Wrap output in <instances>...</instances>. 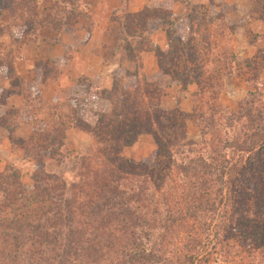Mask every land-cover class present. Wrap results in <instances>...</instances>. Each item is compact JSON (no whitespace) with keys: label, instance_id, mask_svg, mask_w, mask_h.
<instances>
[{"label":"rangeland","instance_id":"1","mask_svg":"<svg viewBox=\"0 0 264 264\" xmlns=\"http://www.w3.org/2000/svg\"><path fill=\"white\" fill-rule=\"evenodd\" d=\"M37 1V10L42 14L51 13L55 9L61 16L70 13V11L75 14H83V18L78 19V22H81L80 25L86 32L91 31L94 20L82 8L80 0H73V6L67 4V1L58 0V8L55 5L53 7L54 0ZM215 4L219 9L210 10L209 8L210 13L196 4L188 9L186 16L184 15L185 18L189 14L194 17L190 24L191 27H189L192 30V41L194 46L199 49L198 59L208 72L213 69L212 60L214 57L216 59L219 49L231 51L234 56V62L231 65L232 74L224 79L220 92L211 95L204 91L203 94L200 93V96L194 97L192 108V110L196 109L194 122L185 120V132L192 145H181L177 150L171 149V157L170 155L157 157L154 139L151 135L146 134L152 137L153 149L142 159H130L125 154V148L130 147L137 139L127 146L120 145L117 151L105 153V155L108 154L110 160L117 158L135 165L134 174L124 180L121 187L127 191L128 188L134 190L139 185L146 188V200L142 203L144 208L141 210L145 225L135 237L138 239L139 245L150 253L151 258L145 264H264V142L261 146L263 148L256 152L252 150L245 153L243 148L245 144L249 146L256 140L254 134L258 128L263 127L264 129V38L258 40L259 50L254 59L248 60L247 58L242 63L236 64L237 60L231 40L233 27L238 25L232 23L231 20L229 22L226 20V18L228 19L224 16L226 10L220 0H216ZM260 6L264 8V0H253L252 6L247 8L250 10L246 9L244 16H249L256 21H264V11L260 9ZM217 13L222 17L224 23L231 25V32H228L227 28L224 29L222 31L224 38L220 45L216 46L215 41L217 43L218 39L215 38V41L212 38L207 39L208 36L203 34V28L223 27L219 18L212 19ZM127 15L130 14L117 16L113 27H124L127 23ZM185 18H183V23H178V27L184 29L185 26H188ZM239 18L240 16L235 17L234 21ZM198 23H201L200 28L197 27ZM13 25V23H8L7 27H0V73L1 76L7 78L11 87L17 88L23 108L27 109L26 113L30 117H35V129L27 140H13L14 147L23 150L24 161L6 163L2 165L0 171L5 168L16 170L22 186L30 189L33 185L32 174L36 166L35 159L41 153L39 159L44 158L41 169L61 177L63 182L70 186L76 183L79 178L72 158L95 154L97 152L95 140L92 135L86 133L91 137L92 144L81 150L69 148L64 142L66 131L62 139L61 130L69 122H72L73 109L71 112L63 114L57 106L45 104L38 89H35L36 84L30 83L26 87V82L17 75L15 62L20 55L21 47L33 43L40 32L44 30L56 34L63 31L70 32L76 25L70 26L73 27L72 30L64 28L58 33L49 27H31L33 28V30L31 29L32 33L28 35V42L25 43L18 42ZM242 25L240 24L239 27ZM253 25L254 23H252ZM136 30L138 29L136 28ZM254 39L255 37H251V40ZM131 41L132 45H130ZM132 47H134L132 38L124 40L122 48L126 60L133 65L132 69L128 70L125 65V67L116 69L112 87L109 90L91 91L90 95L92 94L93 97L86 102V106H90L94 100L103 104L105 101L102 98H108V93L113 91L115 84L119 88L126 85L128 80L123 74L139 73V80L144 77L141 75V68L136 63L137 60L132 57L138 54L135 50L131 53L129 51ZM109 51L111 50L109 49ZM40 70L44 76H56L57 74L53 62L43 64ZM234 71L245 74L246 80L236 82L235 86L240 87V93L230 97L225 90L229 85L227 80L233 76ZM162 81L165 82L166 79H162ZM82 82L86 81L82 80ZM140 83L143 84L141 81ZM161 83L163 84V82ZM189 84L195 85L192 82ZM176 85L180 89H185L188 84L176 83ZM183 85L185 86L183 87ZM230 85L233 86L232 81ZM30 86L31 88H29ZM11 91L13 90H0V127L9 132L18 124L19 118L18 111L5 109L4 100ZM211 98L215 99L211 100ZM77 99L82 100V96L80 95ZM212 104L216 109L220 107L221 113H211L209 108ZM241 105L242 110L246 108L251 116L261 114L262 120L255 116V120L252 118L247 120L246 117L239 118L237 112ZM109 109L111 110L112 106ZM164 111L172 112L173 109ZM201 131L204 132L203 135ZM140 135H145V133ZM61 139L63 147L59 149L54 144ZM175 139L176 142L180 141L178 136ZM45 143L51 145L48 150H57L61 157L56 154L55 159L45 158L44 152H38L37 146ZM52 143H54L53 146ZM119 144L122 143L119 142ZM42 156L43 158H41ZM142 163L146 165L140 166ZM202 164L207 167L226 165L229 171L222 175L221 181H216V178L212 177L210 182L206 181L202 186L198 174L201 172L197 166ZM144 171H151V175L146 182L142 181L141 183L140 181L145 175L138 178L136 174ZM213 172L220 174L218 171ZM79 188L80 191H75L70 200L75 211L76 207L82 204L80 208L82 214L86 206L92 204V200H97V190H91L81 184ZM88 189L92 192H89ZM129 205L135 207L136 203L131 201ZM81 214L75 217L82 220ZM113 235L123 243H128L132 238L128 233L122 234L119 229L113 232ZM121 264L128 263L123 260Z\"/></svg>","mask_w":264,"mask_h":264},{"label":"trees","instance_id":"2","mask_svg":"<svg viewBox=\"0 0 264 264\" xmlns=\"http://www.w3.org/2000/svg\"><path fill=\"white\" fill-rule=\"evenodd\" d=\"M54 1L53 7L55 5L58 8V0ZM66 1L73 6V0L62 2ZM37 2L0 0V27L13 23L16 39L25 43L32 33L31 27H49L58 33L64 28L72 30L73 27L70 26H75L78 19L83 18V14L72 11L61 16L56 9L42 14L37 10ZM173 3L174 0H163L160 4L154 2L138 13L127 15L124 26L127 36L134 43L129 51L131 53L135 50L138 54L132 56L137 60L136 63L141 68L140 53L153 52L157 58L159 74L144 76L140 80L139 73L123 74L128 83L122 85V88L115 84L113 91L108 93V98H102L105 101L103 104L94 100L90 106H86V102L93 97L88 89V99L78 100L79 95L74 98L72 122L62 128V139L67 128H77L92 135L97 148L92 156L72 158L79 177L76 183L68 186L61 177L41 169L44 163L43 156V159H39L41 153L35 159L33 185L30 189L22 186L16 170L5 168L0 171V264H121L123 260L128 264H145L151 258L150 253L135 238L145 225L141 210L144 208L142 203L146 200V188L139 185L136 189L128 188L127 191L121 187L122 182L134 174L135 165L117 158L110 160L105 153L117 151L120 145L132 144L143 133L153 137L157 157H167L171 154V149L177 150L181 145H192L185 132V120L193 121L196 109L188 114L178 107L172 112H166L160 106L162 96L171 84L189 82L196 85L194 97L200 96L204 91L211 95L217 94L223 88L224 79L232 74L231 65L234 62L231 51L219 49L216 59L214 57L212 60L213 69L208 72L198 59L199 49L192 41V30L189 27L194 17L189 14L185 18L188 26L184 29L178 27V23H183L184 19H171ZM217 18L222 21V28H203L207 39H218L217 43L215 41L216 46L224 38V29L231 32V25L224 23L219 13L212 19ZM156 25L166 30V51L158 49L149 38L147 27ZM213 99L215 98H211ZM210 107L211 113H221L220 107L216 109L213 104ZM242 108V105L239 106L237 112L239 118L255 120V116L262 120L261 114L251 116L246 108ZM201 134L204 132L201 131ZM176 136L179 137V142H176ZM254 136L256 140L249 146L244 143L245 153L263 148V127L258 128ZM62 139L56 141V144L52 143V146L54 144L57 148H62ZM50 146L49 143L39 145L38 152H44L45 158L55 159L58 152L48 150ZM145 165L142 163L140 166ZM197 166L200 168L201 173L198 174L202 186L206 181L210 182L212 177L221 181L222 175L229 171L226 165ZM136 175L138 178L145 175L140 182H146L151 171ZM80 184L97 190V200H92V204L87 205L82 214V204L75 211L70 200L75 191H80ZM90 189L89 192H92ZM131 201L136 203L135 207L129 205ZM80 214L83 216L82 220L75 217ZM117 229L132 237L128 243L119 242L114 237L113 232Z\"/></svg>","mask_w":264,"mask_h":264},{"label":"crops","instance_id":"3","mask_svg":"<svg viewBox=\"0 0 264 264\" xmlns=\"http://www.w3.org/2000/svg\"><path fill=\"white\" fill-rule=\"evenodd\" d=\"M215 1L174 0L171 6V19L185 18L188 9L196 4L206 10L209 8L218 10L219 7L216 6ZM220 1L226 10L224 13V16L228 17L226 20L228 22L231 20L232 23L238 25L233 27L231 40L237 60L236 64L242 63L247 58L248 60L254 59L259 50L258 40L264 38V21H256L249 16H244L246 9L252 6L253 0ZM154 2L160 4L163 0H80L82 8L94 20L91 31L86 32L79 21L70 32L63 31L59 34L49 32V30L40 32L33 43L21 47L20 55L15 62L17 75L26 82V87L30 83L36 84L35 89H38L45 104L57 106L63 114L71 112L74 108L75 96L81 95L83 99H86L85 89H88L89 92L109 90L112 87L116 69L125 66L128 70L132 69L133 65L126 60L122 48L124 40L130 38L125 32V27H113V24L117 16L138 13ZM260 7L264 11V8ZM237 16L240 18L234 21ZM252 23L255 27L252 26ZM240 24H243L242 27H239ZM147 29L153 45L161 51H166L168 48L166 30L159 25L147 27ZM251 37H255V39L251 40ZM47 62H53L56 66V76L42 74L40 68ZM140 64L142 76L150 77L159 74L157 58L153 52L140 53ZM245 78V74L235 72L227 80L229 83L225 90L227 95L233 97L240 93V87L235 84L238 80L244 81ZM82 80L86 82H82ZM231 81L233 86L230 85ZM195 88L193 84H188L185 89L171 84L167 87L166 94L161 98V108L172 110L178 107L182 112L190 113L194 104ZM4 89L14 91L6 95L5 109L18 111L19 118L18 124L11 132L0 127V169L6 163L24 161L23 150L14 147L13 140H27L35 129V117H30L26 113L27 109L23 108L17 88L11 87L7 78L1 76L0 73V90ZM64 142L73 150H81L92 144V139L77 128H69L65 132ZM152 149V137L146 134L139 135L134 144L125 148V154L130 159L138 160L146 156Z\"/></svg>","mask_w":264,"mask_h":264}]
</instances>
